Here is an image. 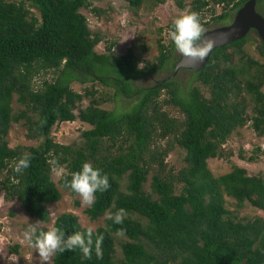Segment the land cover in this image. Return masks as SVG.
<instances>
[{
  "label": "trees",
  "instance_id": "obj_1",
  "mask_svg": "<svg viewBox=\"0 0 264 264\" xmlns=\"http://www.w3.org/2000/svg\"><path fill=\"white\" fill-rule=\"evenodd\" d=\"M124 1L136 7L142 0ZM172 1L178 9H184L183 0ZM244 1L190 0L187 10L201 12L209 4H220L223 11L215 16L211 12V20L225 23ZM263 5L264 0H255V10L264 17ZM86 6L88 0H0V171L5 172L0 189L15 196L30 217L46 222L45 204L60 197L50 178L53 166L71 173L90 162L107 175L110 187L97 192L95 204L84 209L89 220L106 211H126L122 225L105 219L95 228L93 240L104 237L103 258L97 259L93 250L92 259L85 260L77 248L57 253L52 264H264V217L237 219L222 200L225 194L238 204L247 201L264 210L263 179L246 175L235 165L213 176L206 166V159L218 157L220 144L237 126L250 121L257 134L264 133V92L260 90L264 62L253 60L241 50L246 35L214 48L202 68L189 70L192 79L205 86L208 96L197 86H187L181 94L174 80H163L160 86L169 93L164 103L172 104L182 114L175 124L163 112L157 115L153 102L157 85L142 88L133 80L167 64L174 68L179 56L172 59L169 51L160 56L158 66L137 67L129 59V52L121 56L109 52L113 42L104 46L106 52H96L94 46L101 38L90 31L79 12ZM171 45L175 47L172 41ZM229 46L234 48L231 52L225 50ZM259 48L264 59L261 42ZM231 53L246 57V67L231 65ZM48 70L53 73L52 79L33 88L32 79ZM242 74L249 77L241 80ZM72 81H96L111 88V96L100 94L95 98L93 90L76 92L70 87ZM241 93L252 104L249 116L242 100H236ZM13 95L22 110H11ZM83 96L90 99L86 106L77 108ZM117 96L135 99L122 109L98 106ZM19 118L23 119L28 138L41 137L37 145L20 151L4 140L8 124ZM75 119L89 126L81 132L82 145L53 141L52 125ZM168 133L173 134V140L164 149L149 148L154 136ZM173 142L184 151V166L164 178L157 171L151 174L146 192L143 185L150 167L164 163ZM26 153L31 156L29 167L14 171ZM59 183L65 187L61 178ZM134 214L138 217H131ZM52 226L60 227L66 235L87 228L80 227L77 217L68 212L56 216ZM120 228L127 239L119 242L120 256L116 259L113 235Z\"/></svg>",
  "mask_w": 264,
  "mask_h": 264
},
{
  "label": "rangeland",
  "instance_id": "obj_2",
  "mask_svg": "<svg viewBox=\"0 0 264 264\" xmlns=\"http://www.w3.org/2000/svg\"><path fill=\"white\" fill-rule=\"evenodd\" d=\"M183 1L184 9L180 10L172 0H142L136 7L128 6L124 0H88V6L81 8L79 12L85 16L90 31L97 33L101 38L94 46L96 52H106L104 46L109 42H113L109 50L111 54L121 56L129 52V59L134 60L137 67H141L144 64L158 66L160 56L166 55L169 51L172 59L180 56L176 48L171 45V39L168 35L170 27L168 25H172L174 18L189 8L190 0ZM24 3V6L35 17H38L37 12L28 6L27 2ZM92 8H96L98 11H93ZM259 10L262 11L261 9ZM222 11V5L209 4L208 8H204L201 12H198L202 22H205L204 28L206 30L225 25L231 20L232 17L224 21L225 23L211 20V12L215 16ZM26 15L28 14L26 13ZM259 42L260 40L255 32L250 30L246 34V39L241 46V50L246 56L259 63H263L264 59L260 52ZM233 49V47L229 46L225 50L231 52ZM245 61L246 57L237 53H231L229 62L231 65L246 67ZM167 63L170 62L168 61ZM251 71L250 69L249 73ZM52 77V71H41L38 76L32 79L33 88L39 86L43 80L50 81ZM248 77V74H242L240 79L244 80ZM166 78L174 80L176 83L175 88L180 89L181 94H184L187 86H197L204 96H208V92L205 86L192 79L188 69L179 68L173 73V68L168 64L158 71H152L146 76H140L133 80L134 85L142 88L157 85L159 90L153 100L157 115L163 112L167 119H171L177 124L180 122L182 114L172 104L164 103V100H168L169 93L166 87H161L160 85ZM70 87L76 92L81 93L93 90L95 91V98H98L100 94L105 97L106 95L111 96L112 93L111 88L103 87L96 81L85 83L72 81ZM260 90L264 92V82ZM14 98L15 95H13L10 103L11 110L13 112L22 110L23 107L16 103ZM89 99V97L83 96L81 101L77 103V108L86 106ZM132 99L135 98L133 96L131 99H124L120 96H117L116 99L110 97L108 101L98 106L107 109H122ZM236 100H242L243 105H245V114L249 116L252 104L247 95L241 93ZM151 105L149 111H152ZM76 112L77 110H74V113ZM23 123V119L21 118L10 122L4 136L6 144L10 148L16 147L19 151L21 149L24 150V147L35 146L41 141V137L28 138L26 136V127ZM88 128V125L81 123L77 119L71 122H57L50 128V136L53 141L59 144L80 146L83 143L81 132ZM170 140H173V134L171 133L163 137L156 135L152 139L149 148L151 150H162ZM263 148L264 133L257 134L250 127V121H246L242 126H237L226 136L219 146L218 157L207 158L206 166L213 176H217L230 171L231 167L235 165L242 168L246 175H256L264 181V151H260ZM183 155L184 151L173 142L171 149L167 151L166 156L163 158L164 163L160 167H157L156 164L150 167L143 189L149 192L150 175L156 173V171L159 177L164 178L182 168L184 166ZM61 170L66 171L63 167L53 166L51 168L50 178L59 191L60 197L55 202L45 204L48 214V221L46 222L30 217L15 196L10 197L6 195L3 189H0V264H41L38 252L30 247L24 239V234L28 230L29 225L36 221L40 222V229L47 230L52 226L56 216L68 212L77 217L80 227L92 226L95 229L103 225L105 214L109 211L104 212L95 220H89L84 213V209L87 206L81 202L79 195L75 192L70 193L68 188L63 187L59 183ZM4 175V170L0 171V179ZM123 186L124 180L121 181V188ZM175 187L177 188L179 185L176 184ZM222 200L224 207L237 219L244 220L264 217V210L250 205L247 201H242V203L238 204L234 198L225 194L222 195ZM131 217L137 218L138 216L134 214ZM113 236L114 256L117 259L120 256L119 242L127 238L125 236ZM16 258L17 260L14 261ZM49 264H52V258Z\"/></svg>",
  "mask_w": 264,
  "mask_h": 264
},
{
  "label": "clouds",
  "instance_id": "obj_3",
  "mask_svg": "<svg viewBox=\"0 0 264 264\" xmlns=\"http://www.w3.org/2000/svg\"><path fill=\"white\" fill-rule=\"evenodd\" d=\"M176 50L182 57L188 58L193 65L202 62L215 46V41L206 35L204 22L200 14L196 11L187 10L172 21L168 33ZM30 154H24L14 167V171L20 172L30 165ZM70 176V179H69ZM60 178L64 186L71 189L79 195L81 202L88 207H92L96 202V193L104 192L110 187L107 175H103L99 168L93 167L90 162H84L79 171L66 173L60 172ZM126 211L123 208L115 213L107 212L105 219L111 220L114 224L122 225ZM94 227L89 226L84 232H74L66 235L65 232L57 226H51L47 230H40V222L31 223L24 234L27 244L35 249L41 261V264H49L50 259L57 253L80 249L82 258L92 259L93 250L97 259L103 258L101 245L103 235L97 236L93 240ZM125 230L120 228L117 235L123 236ZM17 258L14 260L16 261Z\"/></svg>",
  "mask_w": 264,
  "mask_h": 264
},
{
  "label": "water",
  "instance_id": "obj_4",
  "mask_svg": "<svg viewBox=\"0 0 264 264\" xmlns=\"http://www.w3.org/2000/svg\"><path fill=\"white\" fill-rule=\"evenodd\" d=\"M250 30L255 32L260 42L264 45V17L255 10V0H245L235 10L229 23L206 30V35L215 41L213 50L218 46L243 38ZM210 53L202 62L195 65L188 58L182 57L180 54L174 64L173 73L179 68L193 71L202 68L209 59Z\"/></svg>",
  "mask_w": 264,
  "mask_h": 264
},
{
  "label": "flooded vegetation",
  "instance_id": "obj_5",
  "mask_svg": "<svg viewBox=\"0 0 264 264\" xmlns=\"http://www.w3.org/2000/svg\"><path fill=\"white\" fill-rule=\"evenodd\" d=\"M229 22H230V21H229ZM229 22H228V23H229ZM226 24H227V23H226ZM252 31H253V30H252ZM253 32H254V31H253Z\"/></svg>",
  "mask_w": 264,
  "mask_h": 264
}]
</instances>
